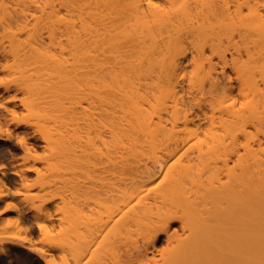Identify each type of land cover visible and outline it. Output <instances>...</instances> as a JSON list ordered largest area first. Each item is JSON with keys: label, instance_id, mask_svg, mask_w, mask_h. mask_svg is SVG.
Returning a JSON list of instances; mask_svg holds the SVG:
<instances>
[{"label": "bare ground", "instance_id": "obj_1", "mask_svg": "<svg viewBox=\"0 0 264 264\" xmlns=\"http://www.w3.org/2000/svg\"><path fill=\"white\" fill-rule=\"evenodd\" d=\"M4 69L44 149L19 137L27 157L2 176L97 205L40 212L53 260L264 264V0H0ZM74 166L82 181L61 177ZM16 231L1 252L26 246Z\"/></svg>", "mask_w": 264, "mask_h": 264}, {"label": "rangeland", "instance_id": "obj_2", "mask_svg": "<svg viewBox=\"0 0 264 264\" xmlns=\"http://www.w3.org/2000/svg\"><path fill=\"white\" fill-rule=\"evenodd\" d=\"M12 78H13V76L8 75V73L5 69L0 70V82L2 79L10 80ZM14 94H15V92L12 90L11 91L4 90L0 84V105H2V107H0V114H3L2 118H4V121H5L4 125H2L3 126L2 129L0 130V152H1L0 153V190H4V191L9 190L10 192H12V196L10 197L11 200H9V201H11V202L14 201L13 202L14 204H15V202H17L20 207L22 204V209L19 207L20 210L18 208H17L18 210H14L16 208L14 207V209H13L12 206L11 207L8 206V204H7L8 202L3 203L5 200L0 201V202H2V203H0V216H1V218H0V220H1L0 221V234H5V236H6V233H9L10 235L8 234V236H12L13 233L17 230L15 234H17V235L19 234L17 236V237H19L18 239H20L24 245L30 246V248L26 247V246L18 245V247H14V248L10 249L8 252L7 251L6 252L0 251V256L3 257V263H7L9 260V257H11L14 264H46V259H47V257H49L48 260L51 261L50 263H52V261H53L52 264H63L64 261L60 260L59 259L60 257L55 256L57 259L55 258L56 260H53L54 259L53 256L50 255L49 252L47 254V252L45 251V250H47V251H51V250H48L49 246L46 244V241L44 240L43 232L45 233L46 231L45 230L43 231L40 228H38L39 226H38L37 222L42 220V218L39 219L38 216H39L40 212H41V215H43L42 212H46L49 210L48 212L50 214L49 213L48 214L50 216L52 215V218H53V219L50 218L51 222L58 225L61 222L60 219L61 218L64 219V216H67L66 215L67 212H68L69 216L70 215L73 216V214H74V216H76L75 215V214H77L76 211L79 210V208H80L81 210L79 211L78 214L82 215L80 213H82V212L84 213L83 208H84L85 204H88V203H86L85 195L83 193H82L83 195L80 194L81 192H75V194H74V192L72 194H68L65 192L66 194L65 193L62 194L63 191H61V194H60V191H59L57 193L53 192L52 194H54V195L46 194L47 193L46 190L40 188V186H39L40 182L38 180L39 176H38V173L34 170H27L26 171L27 175L26 174L24 175L26 178V181H23L21 179L22 177H20L18 175H12L11 176V173L8 175V177L2 176L1 171L4 169L3 168L4 165L5 166H7V165L8 166L20 165L24 161L25 157H27V154H28L27 152H29V150L26 149L25 146H23L21 144V140H20V138H22L24 135H25V137H27L29 147H30V145L33 144V146H31V147L35 148L34 152L43 153V149H44L43 148L44 147V141L42 139H40L39 136H37V134L34 133V128L32 126H30L29 124L27 125L26 123H24V117H25L26 110L23 107V105L20 103V100L18 99L20 96L15 97ZM5 105H6V107H5ZM5 108H7V110H9V111H7ZM13 117H14V119H12ZM10 132H12V133H10ZM1 147H2V149H1ZM2 150H6V151L9 150V152L7 153L5 151V153H4V151H2ZM38 165H39V163H38ZM64 171H65V169L63 170V172ZM82 171H81V167L78 168V167L74 166V168L73 167L68 168L62 174V176L61 175H55L56 177L53 176L54 177L53 182L55 181V179H56V182H58L59 179H57V178L60 176L61 177L64 176L65 178L69 177V178H71L70 181H72V182H75L76 179H79V181H82L83 176H84L83 173H85ZM61 180H63V178H61ZM61 180L58 182V184L62 185V183H60ZM68 181H69V179H68ZM23 182H25L26 185L28 183V185H30V186L28 187V185H27V187H26V185ZM9 187H11V188H9ZM13 190H14V192H13ZM73 194L75 195V197L73 196ZM13 195H14V197H13ZM67 195H69V196H67ZM73 200H74L73 204H74L75 209H73V206H72ZM75 200H76V202H75ZM91 200H92V198H91ZM64 201H67L65 203V204H67L66 209L67 208L69 210L71 209V212L73 214L71 212H70L71 213L70 214L68 209H67L68 211H66V212L64 211V210H66V209H64V207H65ZM11 202H10V205H11ZM20 202H22V203L20 204ZM90 203H91L90 205L93 207L91 209H86V208H90V205L89 206L87 205V206H85V210L87 212L89 211L91 213L93 211V209H94V211L96 210L95 208H97L96 207L97 205L93 201ZM68 204H70V205H68ZM23 205H24V209H23ZM79 205L80 206L82 205V206L79 207ZM39 207H42L43 209L40 208V210H41L40 211L38 209ZM16 211H19V212H16ZM17 213H20L21 217H20V214L17 215ZM63 213H64V216L62 215ZM61 215L63 217H61ZM35 216H36V218H35ZM69 216H67L66 218H70ZM2 218H4V220ZM47 219H49V218H47ZM26 220L28 223L26 222ZM52 220H54V221H52ZM33 221H36V222H33ZM46 221H49L47 223L45 222L46 225L51 223L50 220H46ZM8 222H11V224L8 225ZM23 222H25L26 224ZM51 224H49V225H51ZM20 225L22 227H25L24 230L21 229L22 227ZM24 225H26V226H24ZM19 226H20V230H19ZM179 226H181L179 224V222H174L171 225L170 230H168V232L171 234V233H174L175 230L181 231V227H179ZM12 231H14V232H12ZM10 232H12V233H10ZM167 236H168V234L161 232L155 238L156 239L155 242L152 243L151 245L149 244V246H147L150 248V249L148 248L149 249L148 252H149L150 256L159 255L160 251H162L163 248H165L167 246L166 245L167 244V238H168ZM23 238H25V240ZM42 240H44V241L42 242ZM38 248H40V249H38ZM38 252H39V254H38ZM38 255H41V256H38ZM51 256H52V258H51ZM87 256L83 259L84 260L83 263H80V264H91L95 261V259H94L95 257L93 258L94 259L93 260L91 255H87ZM91 260H93V261H91Z\"/></svg>", "mask_w": 264, "mask_h": 264}, {"label": "snow or ice", "instance_id": "obj_3", "mask_svg": "<svg viewBox=\"0 0 264 264\" xmlns=\"http://www.w3.org/2000/svg\"><path fill=\"white\" fill-rule=\"evenodd\" d=\"M0 107H2V105H0ZM0 264H3V257L0 256Z\"/></svg>", "mask_w": 264, "mask_h": 264}]
</instances>
